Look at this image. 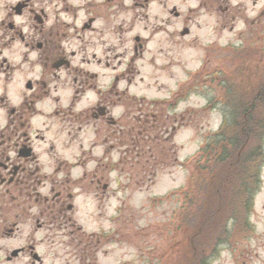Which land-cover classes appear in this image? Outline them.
<instances>
[{
	"label": "rangeland",
	"instance_id": "obj_1",
	"mask_svg": "<svg viewBox=\"0 0 264 264\" xmlns=\"http://www.w3.org/2000/svg\"><path fill=\"white\" fill-rule=\"evenodd\" d=\"M174 8L179 16L172 13ZM107 15L109 21L101 19L94 23L98 31H104L103 37L87 32L83 40L88 43L87 58L92 60L96 54L103 65L109 62L108 68L91 66L99 75L93 90L84 92L82 101L72 106L75 95L72 78L65 83L63 74L59 104L50 100L39 104L47 115L37 117L32 124L44 131L45 143H37L44 152L41 158L45 171L58 175V179L67 176L71 183L83 175V169L95 171L96 163L104 160L97 158H103L108 138L109 147H114L108 161L110 157L116 160L127 156L133 162L138 157L127 144L133 127L138 125L135 116L142 120L151 119L155 114L163 120L173 118L167 124V132L160 135L166 138L169 133L173 134L177 158L185 162L184 166L170 171L161 168L151 186L149 172L144 176L138 165L132 168L131 162L126 163V174L143 179L144 183L137 186L131 182L133 191L126 194V198L130 196L124 201L125 210L116 214L120 203L117 199L123 195L115 196L112 191L117 188L119 171L109 176L110 201L102 213L98 210L101 203L93 195L80 194L74 184L69 185L74 196L79 193L71 202L74 212L70 214L77 225H82L88 233L105 231L117 235L103 246L100 244L106 239L96 245L97 238H94L89 244L92 252L87 258H92L93 264H163L173 256V247L184 236L181 209L186 201L185 192L194 184L192 175L199 169L197 163L205 166L201 151L206 141H211L212 134L231 116V101L238 100L251 80L264 76V0H155L148 7L125 0V6L110 7ZM136 36L146 40L144 49L137 55L134 52ZM81 45L79 40L75 42L77 50ZM251 54L255 55L254 60ZM97 88L109 90L102 95L109 98L101 105L109 107V117L117 120V125L100 119L76 134L79 123L72 125L74 130H71V121L54 115V109L59 106L63 109L72 106L77 112L98 107L102 97ZM175 100L179 103L169 113V102ZM96 129L101 132L100 138L95 135ZM51 144H54L52 151ZM87 149L92 150L90 157ZM128 149L131 152L126 153ZM82 150L84 156L80 159ZM68 162L81 163L82 167L67 168ZM142 162L144 159L140 157ZM58 167H61L59 173L55 171ZM261 180L249 218L252 229H239L237 234L235 231L229 243L221 245L214 254L208 253L207 264H264V164ZM99 186L94 193L104 197L102 184ZM76 228L79 241L81 234L78 226L73 229ZM63 249L52 251L59 255L55 264H63ZM48 250L46 246L44 251ZM77 263L80 264V257Z\"/></svg>",
	"mask_w": 264,
	"mask_h": 264
},
{
	"label": "flooded vegetation",
	"instance_id": "obj_2",
	"mask_svg": "<svg viewBox=\"0 0 264 264\" xmlns=\"http://www.w3.org/2000/svg\"><path fill=\"white\" fill-rule=\"evenodd\" d=\"M131 2L148 7L155 0ZM120 6L125 0H0V264H55L59 255L52 251L60 247L65 250L63 264H78V257L80 264H93L87 258L92 247L82 246L78 253L70 182L67 176L58 179L45 171L44 152L37 143H45L44 131L32 122L47 115L39 104L46 100L59 104L63 74L65 83L72 78V106L93 90L99 75L91 66L108 68L109 62L103 65L96 54L87 58L88 43L83 40L87 32L103 37L104 31L94 23L109 21V8ZM77 40L83 44L78 50ZM134 40L137 55L146 40L137 36ZM97 90L102 97L98 107L77 112L72 106H59L54 115L71 121V130L79 123L76 134L95 118L109 119V107L100 111L109 98L102 95L109 90ZM73 165L66 163L67 168Z\"/></svg>",
	"mask_w": 264,
	"mask_h": 264
},
{
	"label": "trees",
	"instance_id": "obj_3",
	"mask_svg": "<svg viewBox=\"0 0 264 264\" xmlns=\"http://www.w3.org/2000/svg\"><path fill=\"white\" fill-rule=\"evenodd\" d=\"M246 57L248 60V55ZM258 78L247 84L236 102L229 103L233 108L231 116L224 119L217 132L212 134L211 141H206L201 151L205 166L197 163L199 169L192 175L194 184L190 191L185 192L187 202L181 209L184 236L173 247V256L163 264H207L208 253L214 254L221 245L229 243L235 231L237 234L239 229H252L249 218L261 186L264 164V76ZM178 103L177 100L169 102V113L175 111ZM134 118L138 127H133L134 132L130 133V143L127 144L135 151L133 155H138L133 161L135 164L127 156H121L120 161L113 165L102 161L104 164H98L94 175L100 178V182H106L111 171H119L122 180L120 190L124 192H132L134 182L137 186L144 183L142 176V180H138L128 172L126 174V163L131 162L129 166L132 168L138 165L144 176L149 172L148 184L151 186L155 184L161 168H169L170 171L183 166L177 158L173 134L169 133L166 138L160 135L167 132V124L172 117L163 120L155 114L148 120ZM109 140H105V144ZM131 150H126V153ZM140 157L144 159L141 164ZM123 210L124 202L119 213ZM116 236L102 234L99 240L106 239L102 243H110L111 237Z\"/></svg>",
	"mask_w": 264,
	"mask_h": 264
},
{
	"label": "water",
	"instance_id": "obj_4",
	"mask_svg": "<svg viewBox=\"0 0 264 264\" xmlns=\"http://www.w3.org/2000/svg\"><path fill=\"white\" fill-rule=\"evenodd\" d=\"M102 111H103V109H102Z\"/></svg>",
	"mask_w": 264,
	"mask_h": 264
}]
</instances>
